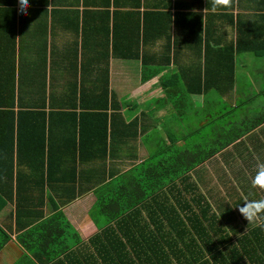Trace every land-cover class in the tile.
<instances>
[{
  "label": "crops",
  "instance_id": "0c3cea01",
  "mask_svg": "<svg viewBox=\"0 0 264 264\" xmlns=\"http://www.w3.org/2000/svg\"><path fill=\"white\" fill-rule=\"evenodd\" d=\"M139 1L29 0L22 16L17 0H0V264L63 260L66 253L52 257L61 236L36 229L57 211L80 238L78 256L119 214L132 231L149 211L136 213L134 205L151 201L140 197L136 174L184 150L178 142L191 125L210 124L243 103L253 114L235 122L243 135L222 147L231 137L220 128L208 147L218 151L190 171L191 181L218 214L235 198L238 220L245 198L264 197L251 185L264 163V121L251 127L264 116L257 100L264 86L250 73L264 63L252 67L244 51L235 54L233 82L229 68L234 20L251 27L264 13L261 0H233L215 12L211 0H141L136 7ZM222 97L230 110L219 107L228 104Z\"/></svg>",
  "mask_w": 264,
  "mask_h": 264
},
{
  "label": "trees",
  "instance_id": "16d2710c",
  "mask_svg": "<svg viewBox=\"0 0 264 264\" xmlns=\"http://www.w3.org/2000/svg\"><path fill=\"white\" fill-rule=\"evenodd\" d=\"M114 3V0L103 2L104 6ZM141 4L140 0L136 7ZM260 7H264V0H261ZM258 16L259 20L250 24L251 27L243 28L241 21L234 20L238 38L229 51L232 82L236 53L246 51L256 56L264 54V13ZM137 21L139 27L144 15L140 17L138 14ZM108 98L109 94H104L105 103L101 108L104 118H108L105 113ZM45 118L47 121L49 116ZM263 121L264 116L258 117L251 127ZM239 137L236 134L221 142V146L225 147ZM197 146L196 149L191 147L177 152V155L166 160H156L146 171L137 173L135 181L140 188V197L151 201L149 205H134L133 209L136 213L149 209L146 211L148 219L135 220L132 223L134 229L126 232L125 227L121 226L125 216L119 214L112 218H117L113 224L110 220L99 234H94L86 244H82L85 246L82 249L85 255L81 252V256H78L80 238L61 212L57 211L51 218L43 220L36 229H53L61 236L55 237L61 249L52 251V257L66 253L63 260H54L53 264H67L69 253L72 264H79L80 261V264L96 261V264H264V227L247 223L244 218L238 220L230 205L219 206V214L211 211V204L196 192L197 186L191 181L190 171L219 149H204L201 143ZM176 182H179L178 188L175 187ZM188 193H192L191 199H187ZM159 195L161 199H158ZM26 237L20 239L25 245ZM52 257H46V260L51 261Z\"/></svg>",
  "mask_w": 264,
  "mask_h": 264
},
{
  "label": "rangeland",
  "instance_id": "374dc122",
  "mask_svg": "<svg viewBox=\"0 0 264 264\" xmlns=\"http://www.w3.org/2000/svg\"><path fill=\"white\" fill-rule=\"evenodd\" d=\"M247 55L250 57L249 63L252 65V67L258 63L259 64L264 63V55L263 56H256V55H253L252 53H250V54L247 53ZM250 73H251V76L253 77L252 79H259L264 86V77L261 76L262 73L264 74V64L261 66V69L254 70L252 68ZM261 89L263 90L264 88L261 87ZM257 100H259V105L262 108H264V93H262L260 98ZM224 101H225V99H224ZM225 102L228 103V101H225ZM224 104L225 103H222V104L219 103V107L227 106V107H223V110H225V111L231 109V107H230L231 105L229 103L227 105H224ZM237 105H239V103H237ZM247 106H248L247 103H243L236 108H232L231 111L226 112L223 116L213 120V122H211L210 124H205L203 126H200V123L191 125V126H195V128L189 130V131H191V133L186 132V131L183 132V139L178 142V147H181L182 149L191 148V146H190L191 144H194V143L197 144L198 142H200L202 144L201 147L204 149L211 147L209 144L210 139L215 138V133L220 131V128H223V127L225 129V132H227V134H229L228 137H231V138L234 137L233 136L234 133L239 134L240 136L243 135L242 132L245 131V127L242 126V124H241V126H237L235 122H237V121L241 122L243 120H246V122H247V120H251L253 118V114H252V112H249V108ZM213 110H216V109H212V111ZM197 111L199 112L200 109H198ZM217 115L218 114H216L215 116H217ZM261 115H262V113H261ZM164 117H167V115ZM186 120H187V118H186ZM188 120H189V117H188ZM193 120H194V118H193ZM232 122H234V124L231 125ZM246 124L249 125L250 122H248ZM186 125H188V124H185L184 126H186ZM199 127H201V128H199ZM197 128H199V129H197ZM248 128H249V126H248ZM237 131H241V132H237ZM235 142L238 143V141H235ZM224 171L225 172H222V174H224V173L227 174L226 168ZM234 200H236V199L235 198L230 199V202H231L230 206L233 208V210L235 208L234 203H233ZM226 201H228V200H226ZM212 207L215 209L216 208L215 204H212Z\"/></svg>",
  "mask_w": 264,
  "mask_h": 264
},
{
  "label": "clouds",
  "instance_id": "9594fccd",
  "mask_svg": "<svg viewBox=\"0 0 264 264\" xmlns=\"http://www.w3.org/2000/svg\"><path fill=\"white\" fill-rule=\"evenodd\" d=\"M17 4L18 14L27 16V10L30 7L29 0H17ZM232 6L233 0H211V8L213 12L219 8L230 9ZM251 185L254 188L264 190V163H257L255 175L251 179ZM237 207L238 212L247 221V223L264 227V197L260 199L245 198L243 205Z\"/></svg>",
  "mask_w": 264,
  "mask_h": 264
}]
</instances>
